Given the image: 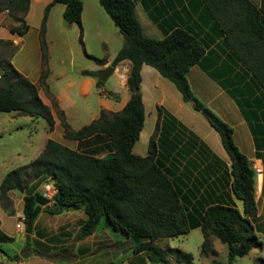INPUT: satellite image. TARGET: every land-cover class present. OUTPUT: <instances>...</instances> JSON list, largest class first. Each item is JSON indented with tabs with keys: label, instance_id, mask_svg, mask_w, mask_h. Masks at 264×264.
Masks as SVG:
<instances>
[{
	"label": "crops",
	"instance_id": "crops-1",
	"mask_svg": "<svg viewBox=\"0 0 264 264\" xmlns=\"http://www.w3.org/2000/svg\"><path fill=\"white\" fill-rule=\"evenodd\" d=\"M50 1L29 0L25 20L30 28L23 35L11 32L7 11L0 12V43L10 41L11 45L16 47L11 57L13 65L37 85L39 96L50 107L54 117V127L52 130L48 127L49 133L43 146L36 150L33 159L40 154L50 138L70 148L99 157L111 154L112 144L105 134H96L82 140L64 136L61 118L52 103L53 100L57 102L71 129H79L73 127V121L79 116L80 109L76 107L77 99L70 92L62 96L59 93L56 96L48 93V99L41 95L42 54L39 33L45 8ZM82 1L83 38L85 41L101 43L103 47L114 51L116 56L124 44V37L119 28L99 0ZM133 1L146 36L163 38L174 28L182 27L195 33L205 43L204 56L189 69L187 77L195 97L233 128L234 140L248 157L253 170L255 171L256 167L261 168V173L255 174L257 214L252 218V223L256 233L264 236V87L226 42L223 28L225 19L227 20L225 10H220L221 23L209 11L204 0ZM252 1L264 10V0ZM64 9L65 4L61 2L51 6L46 22L47 41L49 27L56 14L62 17L63 29L67 26L74 28L75 23L65 22ZM112 60L97 62L101 65L88 70L98 73L111 65ZM113 67L110 75L119 76V87L112 90H105L103 85L97 86V77L83 74L84 69L81 70L83 78L78 84L74 81L67 83L69 88L77 85L80 97L83 101L87 100L83 109L91 111L88 123L97 119L103 110L120 111L130 98L127 84L130 61L123 60ZM141 78L145 118L139 138L133 145V152L141 156L148 153L150 138L159 123L156 139L157 159L179 188L188 212L198 216L209 205L216 203L234 205L242 210V201L235 196L231 186V159L219 133L201 112L183 100L175 84L163 77L157 69L144 64L141 68ZM108 79L109 77L106 80ZM92 98H96L95 109L90 105ZM9 113L20 115L15 111ZM34 187L31 182L29 187L25 191L20 190L18 195L15 190L9 192L13 212H20V220L14 221L15 215L9 214L13 212L0 204V234L12 238L0 240V264H149V260H156V255L150 251L135 252L139 238L129 236L104 221L91 234L79 238L78 234L86 219L83 209L51 213L42 206L38 216L33 219L32 231L27 233L23 196L30 190L35 192ZM162 240L163 238L157 240V244L160 245ZM4 243H7V246H4ZM215 243L216 239H213L214 248ZM166 245L160 246L171 247ZM26 247L32 252L24 256ZM256 248L253 247L250 252ZM15 255L19 257L13 258ZM168 258L170 264L178 263L174 257Z\"/></svg>",
	"mask_w": 264,
	"mask_h": 264
},
{
	"label": "trees",
	"instance_id": "trees-1",
	"mask_svg": "<svg viewBox=\"0 0 264 264\" xmlns=\"http://www.w3.org/2000/svg\"><path fill=\"white\" fill-rule=\"evenodd\" d=\"M65 4L63 18L67 24L75 23L82 38V0H51L45 8L39 41L42 54L40 85L47 88L46 22L51 6ZM124 37V44L111 61L116 66L123 60L131 63L127 84L130 98L118 112L102 111L97 119L77 130L71 129L64 113L53 100L64 128V136L82 140L96 134H105L111 141L113 152L99 157L81 152L48 139L40 154L29 163L8 171L0 182V204L14 211L9 192L25 191L30 183L49 176L57 191L51 203L40 192L28 191L23 196L24 219H35L42 206L51 213L69 209H83L86 214L79 238L91 234L104 221L129 236L140 239L135 252L150 251L166 264L168 256L176 261L191 262L193 255L180 248H163L160 238H173L199 227L203 241L201 252H215L213 239L226 244L230 262L237 256L247 255L253 247H260L252 218L257 214L255 197V171L248 157L239 149L233 128L213 110L195 97L187 73L200 62L206 46L200 37L182 27L174 28L163 38L146 36L138 20L133 0H99ZM209 11L222 23L220 10H225V40L239 59L251 70L264 87V10L252 0H204ZM29 0H0V12L7 11L10 30L25 34L30 26L25 17ZM1 43H10L5 41ZM0 57V112H17L31 117L42 116L50 130L54 117L50 107L38 94L37 85L21 73L11 57ZM96 62H103L91 54ZM144 64L158 70L175 84L184 101L201 112L219 133L222 144L231 159L232 190L242 201V210L234 205L212 204L198 216L189 213L182 201L181 192L157 159V133L159 123L149 142L145 156L135 154L133 145L143 128L145 110L141 95V68ZM83 74L97 77V86L103 80L97 71L84 69ZM232 92V91H231ZM0 240H12L0 234ZM1 250V248H0ZM32 251L24 249L26 256ZM15 255L13 258H18ZM108 264H115L109 262Z\"/></svg>",
	"mask_w": 264,
	"mask_h": 264
},
{
	"label": "rangeland",
	"instance_id": "rangeland-1",
	"mask_svg": "<svg viewBox=\"0 0 264 264\" xmlns=\"http://www.w3.org/2000/svg\"><path fill=\"white\" fill-rule=\"evenodd\" d=\"M62 23L61 15L56 14L52 18L49 27V41H47L48 75L46 78L48 87H42L41 95L43 98L48 99L50 98L48 93L54 94V96L59 93L62 96V94L70 92L77 99L76 107L80 109L79 116L73 121V127L80 128L88 124L91 111L83 109V105L87 103V100L83 101L80 97L77 85L69 88L67 83L74 81L78 84L83 78L82 69L96 68L97 65H101L88 56L86 52L103 60H112L115 55L114 51L103 47L99 42L85 41L83 35L80 38V28L77 24H73L74 28L67 26L63 29ZM13 49L14 46L10 43H0V57L10 55ZM102 85L105 90L119 87V76L116 74L110 75L109 79L104 80ZM95 90L97 96L96 86ZM90 105L93 109L97 107L96 98L91 99ZM0 132H3L0 134L1 181L6 172L23 166L33 159L36 150L43 146L42 144L49 131L48 123L42 116L31 117L0 112ZM32 182L35 185V191L43 195L46 193V184L53 183L49 176H44ZM15 193L18 195L21 192L19 189H15ZM9 214L15 215L14 221L20 220L18 210ZM257 235L261 240V246L245 256L235 257L232 262L229 260L226 244L217 238H214L216 239L214 253L205 255L201 252L203 235L200 229H193L179 237L163 238L160 245L164 247L169 244L171 247L180 248L193 255L191 262L182 260L178 261L177 264H264V236L260 233H257ZM4 246H7V243H4ZM154 257L156 260H149V264L164 263L160 258Z\"/></svg>",
	"mask_w": 264,
	"mask_h": 264
},
{
	"label": "water",
	"instance_id": "water-1",
	"mask_svg": "<svg viewBox=\"0 0 264 264\" xmlns=\"http://www.w3.org/2000/svg\"><path fill=\"white\" fill-rule=\"evenodd\" d=\"M113 70H114V67L112 65H110L105 69L99 70L98 75L104 81L109 77V75L113 72ZM32 224H33V217H28L26 219V231H27V233H30L32 231Z\"/></svg>",
	"mask_w": 264,
	"mask_h": 264
},
{
	"label": "built area",
	"instance_id": "built-area-1",
	"mask_svg": "<svg viewBox=\"0 0 264 264\" xmlns=\"http://www.w3.org/2000/svg\"><path fill=\"white\" fill-rule=\"evenodd\" d=\"M261 173V168L260 167H256L255 168V174L259 175ZM57 189L55 187V185L52 183L46 184V193L45 196L52 202L54 195L56 193ZM20 224H18L19 226Z\"/></svg>",
	"mask_w": 264,
	"mask_h": 264
}]
</instances>
